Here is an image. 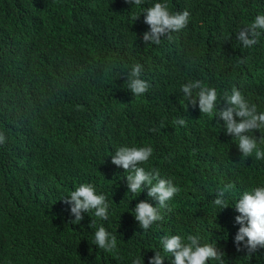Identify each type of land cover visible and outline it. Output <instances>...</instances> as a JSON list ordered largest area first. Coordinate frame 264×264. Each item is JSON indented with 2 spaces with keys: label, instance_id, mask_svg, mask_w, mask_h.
<instances>
[{
  "label": "clouds",
  "instance_id": "clouds-1",
  "mask_svg": "<svg viewBox=\"0 0 264 264\" xmlns=\"http://www.w3.org/2000/svg\"><path fill=\"white\" fill-rule=\"evenodd\" d=\"M117 3L122 8L144 7L141 11L148 31H138L143 46L177 42L195 21L191 8L167 6L162 0H154L150 7L143 0H0V42H5L10 53L11 85L31 86L40 77L44 81L54 76L62 79L78 71L81 76L75 82L80 84L81 95L64 104L73 111L68 117L66 112L58 125L38 136L29 130L35 118L21 116L15 124L0 127V149L7 139H55L54 151L59 150L65 165V187L69 189L61 199L65 219L89 226L83 232L65 231L63 242L78 253L74 257L59 255L52 262L3 226L0 261L8 256L20 264H95L98 252L108 254L116 248L115 236L129 234L119 228L124 221L111 216L106 194L108 189L116 191L120 182L126 183L127 194L138 193L137 204L129 212L142 231H151L182 194L187 193L193 203L196 188L201 202L193 203L190 212L199 213L207 227L232 232L237 250L251 255L239 264L263 259L264 166L255 159L264 160V98L254 87H264V73L260 72L264 69V14L256 15L245 27H235L231 41L237 59L259 58L250 66L255 70L251 71L253 77L246 72V79H231L224 90L202 77L178 86L182 105L215 123L218 132L223 130L226 135L219 139L234 141L228 154L223 147L200 143L195 160L204 170L187 173L184 170L193 160L185 144L175 155L153 151L147 145L120 146L110 155L109 165L101 163L108 139L107 120L132 115L133 105L122 98V92L146 98L153 86L141 78L142 65L132 63L119 38L101 30L104 21L97 13ZM185 124L184 118H178L173 126L182 129ZM83 139L105 141L94 147ZM183 139L207 138L192 134ZM160 245L153 251L154 246L145 242L128 244L129 251L124 248L115 264H225V251L204 235H166Z\"/></svg>",
  "mask_w": 264,
  "mask_h": 264
},
{
  "label": "trees",
  "instance_id": "trees-1",
  "mask_svg": "<svg viewBox=\"0 0 264 264\" xmlns=\"http://www.w3.org/2000/svg\"><path fill=\"white\" fill-rule=\"evenodd\" d=\"M150 7L154 0H143ZM167 6L191 8L195 21L177 42L156 47L140 44L138 31H148L143 22L141 8L112 4L109 9L100 10L97 17L104 21L101 30L115 34L129 51L132 63L142 65L141 78L149 80L152 86L148 97L132 98L127 91L122 98L133 105L132 115L124 118L115 115L106 122L108 139L102 164L109 165L113 151L120 146H151L153 151L167 155L177 154L183 144L190 147V159L185 172H199L195 155L198 145L223 147L230 153L233 139H219L226 135L216 130V124L200 118L194 111L180 103L178 86L189 80L204 78L209 83L224 90L232 80H244V74L251 75V65L259 58L237 59L235 46L231 41L234 28L245 27L258 14H264V0H162ZM114 10V11H111ZM139 16V17H138ZM136 17H138L136 19ZM100 34L98 31L96 32ZM261 45L264 46V34ZM5 42H0V127L13 125L21 116L35 118L30 132L44 136L73 112L64 104L72 103L81 95L80 84L75 82L79 71L62 79L43 80L32 83L11 85L12 65ZM255 71V70H254ZM264 73V69L260 71ZM254 92L264 98V87H254ZM68 110V111H67ZM184 118L182 129H175L173 123ZM78 121H76V124ZM192 134L203 135L207 139H183ZM92 146H99L105 139H83ZM55 139H7L0 149V246L3 226L10 227L23 245L45 256L49 262L59 255L74 257L78 250L65 245L63 235L67 230L86 231L87 223L72 224L65 219V209L61 199L69 191L65 187V165L59 159V150L54 151ZM264 151V145L261 146ZM255 162L264 166V160ZM174 175V174H172ZM47 180L44 185L43 180ZM126 183L120 182L116 191H106L110 202V214L124 221L119 228L129 232L127 236H115L117 246L108 254L98 252L95 264H115L128 244L145 242L156 251L160 239L166 235L206 236L208 241H217V247L225 250V264H239L243 257H251L243 249L237 250L232 242V232L207 227L201 222L199 213H191L189 208L201 202L198 189L191 195L182 194L179 202L173 200L161 215V220L150 231L138 227L130 210L135 207L133 196L127 194ZM87 215V214H85ZM260 249L253 252L256 254ZM0 264H20L4 256ZM246 264H264V258Z\"/></svg>",
  "mask_w": 264,
  "mask_h": 264
},
{
  "label": "bare ground",
  "instance_id": "bare-ground-1",
  "mask_svg": "<svg viewBox=\"0 0 264 264\" xmlns=\"http://www.w3.org/2000/svg\"><path fill=\"white\" fill-rule=\"evenodd\" d=\"M224 251L226 252V249Z\"/></svg>",
  "mask_w": 264,
  "mask_h": 264
}]
</instances>
